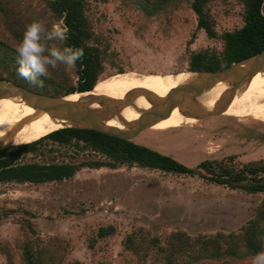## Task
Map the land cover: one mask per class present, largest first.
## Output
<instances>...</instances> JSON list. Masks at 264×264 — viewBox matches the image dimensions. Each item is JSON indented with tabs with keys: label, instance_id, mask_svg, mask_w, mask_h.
Wrapping results in <instances>:
<instances>
[{
	"label": "rangeland",
	"instance_id": "1",
	"mask_svg": "<svg viewBox=\"0 0 264 264\" xmlns=\"http://www.w3.org/2000/svg\"><path fill=\"white\" fill-rule=\"evenodd\" d=\"M86 2L94 31L109 42L123 73L164 77L188 72L192 52H220L218 39H209L196 29V17L186 2H179L168 15L149 18L122 0ZM241 14L242 6L236 0L214 2L212 15L217 34L241 27ZM0 41L17 48L5 30L1 14ZM118 74L122 73L105 65L98 82ZM133 142L191 168L205 160L228 157H234L235 165H243L264 161V120L222 114L183 127H152ZM88 160L105 158L73 146H48L36 156L23 158V162L41 164ZM262 199L261 194H245L197 176L137 167L83 168L62 182L0 184V246L8 244L14 254L13 264H23L17 243L31 225L40 241L57 238L67 244L61 264H135L122 246L131 231L142 228L159 239L174 231L192 237L235 232L253 217ZM2 211L7 214L1 215ZM108 225L115 227V234L96 240L97 229ZM92 240L96 242L89 247ZM252 258L206 260L199 264H252ZM0 264H6L1 253Z\"/></svg>",
	"mask_w": 264,
	"mask_h": 264
},
{
	"label": "trees",
	"instance_id": "2",
	"mask_svg": "<svg viewBox=\"0 0 264 264\" xmlns=\"http://www.w3.org/2000/svg\"><path fill=\"white\" fill-rule=\"evenodd\" d=\"M140 10L144 17L168 15L179 2H186L196 17V29L202 30L209 39L221 42L220 52L203 49L192 52L188 58L191 72H215L232 63L241 61L264 50V0H236L242 6V23L239 28L218 35L212 15V4L217 0H122ZM227 1V0H224ZM0 14L7 33L17 45L23 38L25 26L33 21H43L49 29L63 21L69 29L68 40L56 42L59 47L82 48L84 56L69 73L61 65L49 69L48 77H40L44 86L34 87L19 78L17 68L19 54L14 48L0 41V81H8L32 92L53 97L93 91L105 65L123 73L117 63L118 56L102 33H96L88 14L86 0H0ZM77 77L74 82L73 78ZM75 147L104 156V161L88 160L77 163L41 164L23 162L27 155H38L47 147ZM52 151V149H50ZM116 169L137 167L166 174L197 176L206 182L238 190L245 194H261L263 199L238 231L190 236L174 231L164 239L149 235L142 228L127 234L122 241L123 249L135 264H199L206 260L245 259L263 250L264 243V161L235 165L234 157L220 161L205 160L195 167H187L170 156L145 145L111 137L90 130L64 128L38 141L11 146L0 150V184H44L62 182L72 178L83 168ZM1 215L7 212L2 211ZM28 226V225H27ZM24 239L17 243L23 264H61L67 244L57 238L40 241L30 225ZM112 225L99 227L95 239L115 234ZM92 240L89 247H93ZM11 247L0 246L6 264H13Z\"/></svg>",
	"mask_w": 264,
	"mask_h": 264
},
{
	"label": "water",
	"instance_id": "3",
	"mask_svg": "<svg viewBox=\"0 0 264 264\" xmlns=\"http://www.w3.org/2000/svg\"><path fill=\"white\" fill-rule=\"evenodd\" d=\"M261 72H264V50L232 63L223 70L180 72L192 74L194 79L189 83L177 86L168 92L164 99H159L148 91H138L146 96L150 109L139 112L137 120L126 123L124 129L107 126L105 120L109 118L118 120V114L131 105L125 102H116L96 96H87L72 101L67 99L72 94L53 97L32 92L8 81H0V99L18 98L35 112L47 114L51 120L63 125L62 129L90 130L122 140L133 141L142 132L166 119L176 109L182 116L197 121L222 115L226 104L232 100L236 90L252 79L255 74ZM219 83L226 84L227 89L221 94L212 110L203 109L196 99L208 93ZM76 94L81 93L76 92ZM95 104L98 105V108H93ZM121 122L123 121L121 120ZM7 147L11 146L0 147V150Z\"/></svg>",
	"mask_w": 264,
	"mask_h": 264
},
{
	"label": "bare ground",
	"instance_id": "4",
	"mask_svg": "<svg viewBox=\"0 0 264 264\" xmlns=\"http://www.w3.org/2000/svg\"><path fill=\"white\" fill-rule=\"evenodd\" d=\"M193 79L194 75L189 73L164 77L149 74L139 76L134 72L122 73L98 82L91 92L75 93L67 99L76 101L87 96H96L131 104L118 114L120 120L116 118L105 120L107 126L124 129L126 123L137 120L139 112L150 109L146 96L138 91H148L153 96L164 99L168 92ZM226 89V84L219 83L196 100L203 109L212 110ZM93 108H98V105H93ZM231 110H236L241 114ZM222 114L249 116L264 120V72L255 74L252 79L238 88L232 100L226 104ZM196 121V119L182 116L176 109L153 127H183ZM63 127L51 120L47 114L35 112L18 98L0 99V147L32 143Z\"/></svg>",
	"mask_w": 264,
	"mask_h": 264
},
{
	"label": "clouds",
	"instance_id": "5",
	"mask_svg": "<svg viewBox=\"0 0 264 264\" xmlns=\"http://www.w3.org/2000/svg\"><path fill=\"white\" fill-rule=\"evenodd\" d=\"M69 29L61 20L49 29L43 21H33L25 26L23 38L17 45L19 54L17 75L31 86L43 87L40 77H48L49 69L64 66L71 73L78 60H82V48L59 47L56 42L68 40ZM252 264H264V251L256 253Z\"/></svg>",
	"mask_w": 264,
	"mask_h": 264
}]
</instances>
